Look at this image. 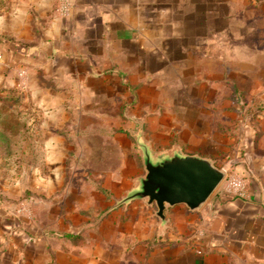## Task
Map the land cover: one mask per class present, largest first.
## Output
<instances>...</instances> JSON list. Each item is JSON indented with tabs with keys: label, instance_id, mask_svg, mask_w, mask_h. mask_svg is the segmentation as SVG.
Instances as JSON below:
<instances>
[{
	"label": "rangeland",
	"instance_id": "obj_1",
	"mask_svg": "<svg viewBox=\"0 0 264 264\" xmlns=\"http://www.w3.org/2000/svg\"><path fill=\"white\" fill-rule=\"evenodd\" d=\"M201 1L217 15L186 26ZM60 2L0 0V128L15 133L0 136V264H157L188 241L200 255L228 176L264 185V0H164L146 29L174 26L176 40L149 38L130 56L99 25L79 37ZM138 132L154 152L179 148L226 170L200 211L168 212L176 246L156 240L143 200L108 211L144 174Z\"/></svg>",
	"mask_w": 264,
	"mask_h": 264
},
{
	"label": "crops",
	"instance_id": "obj_2",
	"mask_svg": "<svg viewBox=\"0 0 264 264\" xmlns=\"http://www.w3.org/2000/svg\"><path fill=\"white\" fill-rule=\"evenodd\" d=\"M143 2L145 1L71 0L70 16L74 18V22L70 21V23L74 25L78 36L86 40L89 34L93 33L91 32L93 28L90 27L99 25L100 38L111 42V46L117 48V51L130 56L131 49L134 48L142 55L147 49L146 42L149 38L154 37L160 41L176 40L175 31L179 32L172 26L170 29L162 28L161 31L158 30L150 35L146 29L149 26L147 11L157 9L161 5L158 9L162 17L167 6L164 7V0ZM216 8L218 7L210 2L194 3L190 11L191 19L185 22V25L195 26L205 22L211 16L217 15ZM187 34L189 36H181V38L194 39L193 33ZM63 56L72 59L71 61L85 60L83 54L63 51L58 52L55 58L61 59ZM212 203L209 208L210 215H206L208 212L205 213L204 236L195 247L202 250L200 255L196 254L195 250L193 252L194 246L192 247V242L188 241L182 245L185 247L182 254L177 255L172 252L170 258L167 255L166 259L159 256L155 259L159 260L157 264H264V185L261 187L258 182L254 183L246 198L218 195ZM178 207L186 208L183 205L168 208L165 211L166 220L168 212ZM201 208L196 211L186 209L189 213H195ZM166 227L165 225L163 230H160L157 223L156 240L178 245V238L168 234Z\"/></svg>",
	"mask_w": 264,
	"mask_h": 264
},
{
	"label": "water",
	"instance_id": "obj_3",
	"mask_svg": "<svg viewBox=\"0 0 264 264\" xmlns=\"http://www.w3.org/2000/svg\"><path fill=\"white\" fill-rule=\"evenodd\" d=\"M135 139L144 174L135 179V185L108 211L143 200L155 207L158 227L163 230L168 208L183 205L189 211L199 210L225 177L226 170L217 167L210 158L183 153L179 148L154 152L139 132Z\"/></svg>",
	"mask_w": 264,
	"mask_h": 264
},
{
	"label": "built area",
	"instance_id": "obj_4",
	"mask_svg": "<svg viewBox=\"0 0 264 264\" xmlns=\"http://www.w3.org/2000/svg\"><path fill=\"white\" fill-rule=\"evenodd\" d=\"M69 10H70V1L61 0L58 8V11L60 12L61 16H68ZM223 189H224L223 190L224 194L236 196L239 198H246L249 194L247 188V180L244 177H236L234 175L228 176Z\"/></svg>",
	"mask_w": 264,
	"mask_h": 264
},
{
	"label": "trees",
	"instance_id": "obj_5",
	"mask_svg": "<svg viewBox=\"0 0 264 264\" xmlns=\"http://www.w3.org/2000/svg\"><path fill=\"white\" fill-rule=\"evenodd\" d=\"M3 91V89H0V92ZM6 91L7 93H10V92H13L14 90L12 89H7V90H4ZM2 96L0 95V98ZM5 121V120H4ZM0 122L2 123V120L0 119ZM13 125H10L9 127H6L5 128H0V136L4 137L7 141H10V137H12L15 133L13 132L14 130ZM64 237L67 238V239H75L78 237V235L76 234H73V233H64Z\"/></svg>",
	"mask_w": 264,
	"mask_h": 264
}]
</instances>
